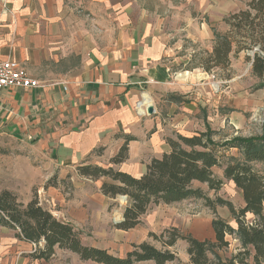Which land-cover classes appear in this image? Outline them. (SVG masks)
Returning <instances> with one entry per match:
<instances>
[{
	"label": "crops",
	"instance_id": "obj_1",
	"mask_svg": "<svg viewBox=\"0 0 264 264\" xmlns=\"http://www.w3.org/2000/svg\"><path fill=\"white\" fill-rule=\"evenodd\" d=\"M205 1L199 0L197 6L204 14L211 9L200 6ZM4 2L0 0V59L19 62L42 86L0 92V136L41 149L52 160L53 169L60 171L57 185L45 189L49 200L61 207L51 211L57 219L76 227L90 220L107 223L108 202L114 198L106 196L102 187L119 184L110 178L82 176L78 168L97 166L139 178L153 159L170 152L167 139L175 138L166 132L159 113L164 93L170 94L167 100L176 96L170 86L173 81H169L176 73L171 77L166 65L171 53L170 32L184 18L186 27L194 24V0ZM206 27L208 24L202 23L203 35ZM150 106L153 115L148 114ZM127 138L132 139L128 158L114 164L112 160ZM61 186L72 188L70 198H65L68 194ZM31 201L32 197L26 205ZM117 225V232L129 233L141 224L129 231ZM3 233L8 242L3 243ZM143 242L151 243L145 238L136 244ZM181 242L186 244L183 258L178 251ZM101 249L111 253L108 247ZM170 250L182 260L168 264H190L185 241ZM34 251L33 244L19 240L15 231L0 225V264H4L3 257H7L5 264H52L59 251L73 257L74 264H97L59 248L49 262L35 261Z\"/></svg>",
	"mask_w": 264,
	"mask_h": 264
},
{
	"label": "trees",
	"instance_id": "obj_2",
	"mask_svg": "<svg viewBox=\"0 0 264 264\" xmlns=\"http://www.w3.org/2000/svg\"><path fill=\"white\" fill-rule=\"evenodd\" d=\"M230 31L224 35L215 32V45L201 68L211 73L216 68L227 69L235 44L238 51L259 48L264 53V0H251L247 7L232 14L225 20ZM253 73L262 78L264 56L255 53ZM112 160L121 164L128 158V144ZM170 152L161 159H153L146 173L135 178L114 169L97 166L78 168L82 176L92 179L110 178L118 183L104 184L102 191L106 196L127 197L123 222L117 228L123 231L135 229L141 219L153 206L172 205L187 200H205L214 212L217 207L228 208L232 216L230 222L220 218L212 221L214 239H197L185 235L176 228L149 235L161 243L158 249L149 242L133 244L132 250L124 256H115L106 249L87 246L82 240V231L70 222L57 219L50 210L45 209L34 196L27 205L20 202L17 195L10 191L0 193V225L16 232V237L35 246L33 260L49 262L56 249L77 254L82 261L97 264H139L154 262L168 264L178 261L172 248L179 241L188 244L187 253L190 264H264V133L255 137H234L216 142L214 132L208 129L192 137L178 136L167 139ZM237 151V156H227ZM258 165L263 166L258 170ZM223 167L224 178L241 191L244 205L237 209L231 201L221 197L209 198L196 183L206 184L215 192L221 190L223 180L215 177L214 169ZM56 186L57 180L48 187ZM68 187V186H67ZM70 188V187H69ZM251 215L252 221L247 217ZM231 240L238 242V250L224 256L231 247Z\"/></svg>",
	"mask_w": 264,
	"mask_h": 264
},
{
	"label": "rangeland",
	"instance_id": "obj_3",
	"mask_svg": "<svg viewBox=\"0 0 264 264\" xmlns=\"http://www.w3.org/2000/svg\"><path fill=\"white\" fill-rule=\"evenodd\" d=\"M250 1L207 0L204 5H200L211 6L210 11L204 14L203 10L197 7L199 0H194L195 9L192 13L194 24L186 27L184 18L179 21L180 26L177 29L171 30V53L166 65L170 74L172 73L171 77L176 73L175 78L169 81H173L170 86H173L171 90H174L173 94L177 97L173 95L174 99L167 100L170 94L164 93L159 104V113L165 120L166 132L175 140L179 135L192 137L208 129L214 132L216 142L234 137L261 136L264 133V74L259 78L253 73L255 53L262 56L264 53L259 48L238 51L235 44L231 64L227 69L216 68L211 73H206L200 67L214 49L215 32L220 35L228 33L230 27L225 20L245 9ZM204 22L209 27H206L205 35L201 33L204 31L202 30ZM183 97L188 99L184 101ZM226 155L237 156V152L233 150ZM52 164L50 157L42 154L41 149L37 150L35 146H26L10 137L0 136V193L10 189L25 205L35 196L45 209L59 211L61 207L54 205L45 193V189L50 188L48 185L59 179L60 171L54 170ZM256 168L262 170L263 166L258 165ZM223 171V167L214 169L215 177L224 182L220 191H211L206 184L196 183L195 187L202 189L212 200L221 197L231 201L239 209L244 205L242 193L232 182L224 178ZM71 177L73 176L70 175L69 178ZM65 180L69 184L72 183V179ZM69 187H60L62 192L68 194L65 197L67 199L72 193V188ZM55 189L58 190V186ZM108 204L107 223L99 221L98 224L90 220L77 227L83 233L82 240L85 245L108 247L111 253L118 256L125 255L133 244L145 238L158 248H162L161 243L148 236L151 232L160 233L164 229L175 227L181 233L197 239H213L214 219L220 218L236 226L228 208L217 207L214 212L205 200L193 199L172 205L153 206L143 217L138 229L122 233L117 232L115 226L123 221L121 219L127 201L119 196ZM247 220L252 221L253 217L249 215ZM8 241V236L3 233V243ZM185 248L186 244L183 242L178 246L181 258L185 256ZM238 248V242L231 240V247L223 255L230 257ZM4 254L6 252L3 256ZM69 256L59 251L52 264L58 262L74 264L73 257ZM5 258L7 257H3L4 264Z\"/></svg>",
	"mask_w": 264,
	"mask_h": 264
},
{
	"label": "built area",
	"instance_id": "obj_4",
	"mask_svg": "<svg viewBox=\"0 0 264 264\" xmlns=\"http://www.w3.org/2000/svg\"><path fill=\"white\" fill-rule=\"evenodd\" d=\"M41 86L19 62L0 59V92L7 89L34 90Z\"/></svg>",
	"mask_w": 264,
	"mask_h": 264
},
{
	"label": "water",
	"instance_id": "obj_5",
	"mask_svg": "<svg viewBox=\"0 0 264 264\" xmlns=\"http://www.w3.org/2000/svg\"><path fill=\"white\" fill-rule=\"evenodd\" d=\"M154 113H155L154 108H153L152 106H150V107L148 108V114H149V115H153ZM121 199H124L125 201L128 200V198L125 197V196L121 197Z\"/></svg>",
	"mask_w": 264,
	"mask_h": 264
},
{
	"label": "bare ground",
	"instance_id": "obj_6",
	"mask_svg": "<svg viewBox=\"0 0 264 264\" xmlns=\"http://www.w3.org/2000/svg\"><path fill=\"white\" fill-rule=\"evenodd\" d=\"M151 100H148V105H151V102H150ZM147 103V102H146ZM122 200H124V199H122Z\"/></svg>",
	"mask_w": 264,
	"mask_h": 264
}]
</instances>
